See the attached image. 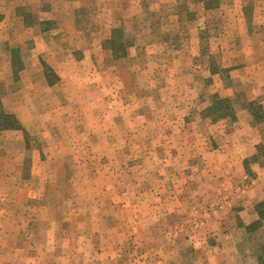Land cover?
Returning <instances> with one entry per match:
<instances>
[{"label":"rangeland","instance_id":"374dc122","mask_svg":"<svg viewBox=\"0 0 264 264\" xmlns=\"http://www.w3.org/2000/svg\"><path fill=\"white\" fill-rule=\"evenodd\" d=\"M49 4H53V9L58 11L73 10L76 19L71 25V34L63 36L61 31L57 34L60 26L56 25L58 21L54 19V14H48L51 10L46 5ZM213 4L216 7L206 11L198 0H47L40 3L38 0H0V22L8 16L10 30H13H0V86L2 98L7 105H17L23 101L19 91L24 86L20 78L24 74L21 72L23 64L19 60L22 55L34 52L30 46L34 39L30 38H35V34L23 36L21 15L25 16L26 22L37 23L40 18L47 21L45 26L52 30L48 36L57 41L60 49L57 51L66 59L57 65V70L71 76L70 81L62 82V85L57 80L55 91L46 93L45 102L58 105L53 112L55 124H59L57 128L48 125L44 113L39 114L40 109L47 108L42 106L36 107L33 113L36 121L33 127L26 129V137L24 133L20 135V144L11 143L12 140L17 141L18 135L0 133V168H7L11 163L15 169L27 167V158L32 160L37 155V149L44 150L48 158L53 154L65 156L74 152L71 159H61L58 163L48 160L42 166L46 175L42 178L36 175L31 183H27L36 187L41 183L39 178L46 181L51 190L46 202L54 200L52 190L59 189L60 185L63 194L56 200L61 201L63 208L56 210L57 215L63 214L62 217L72 220H97L101 217L109 220L123 214L126 216L129 213L122 208L123 204L134 200L133 190L137 185L143 190L136 197L141 195L146 204L157 200L165 203L167 194L163 196L162 191L164 181L156 176L157 173L154 174L156 168L151 155L156 146L151 141L152 129L148 124L155 121L156 113H146L139 118L134 114V107L137 113L138 108L147 111L149 107L164 105L166 103L163 98L170 93L172 103H181L183 98L179 94L183 92L184 96L188 88L190 92L185 103L195 112L196 128L192 140L197 145H190L188 189L187 193H183L185 208L189 207L187 211L182 215H166V210L158 211L159 221L154 225L149 223L150 216L145 215L143 219L146 221H143V226H139L145 230L144 240L135 239L136 236L131 235L125 241L122 251L116 249L117 240L106 233L107 225H95V234L91 233L93 236L87 237L88 240L77 239L68 247L61 248L67 251V255L59 260L56 258L58 264H207L209 259L206 260L208 257L202 251L210 249L207 246L211 245L212 239L207 237V243L194 240L193 236L204 231L195 230L192 213L202 203L195 198L202 194L201 186H204L206 180L204 165L198 156L213 151V145L199 142L204 141V134H208V140L213 129L209 128V121L204 124L200 122L199 113L211 104L214 94L230 97L244 108L252 97H256L254 100L261 104L264 100V0H214ZM40 12L46 14L41 15ZM115 28L124 29L126 38L132 43L127 56L119 60H114L105 48V41ZM23 41L24 44L21 43ZM10 46L13 49H9ZM195 49L197 57H193ZM7 54L10 55L9 64L5 59ZM185 57H188V63L182 64V58ZM173 59L179 63H172ZM13 62L16 65L13 66ZM215 70L218 73H213ZM169 74L174 77L167 79ZM212 75H216L215 78ZM91 85L94 86L91 88ZM167 86L171 90L165 91ZM41 88L39 84L36 87L44 95ZM61 106L62 109L57 110ZM64 106L69 112L64 113ZM39 115H42L41 120L38 119ZM134 119H142L145 123L141 135L144 144L138 146L137 139L133 137L123 139L126 134H133L132 127L121 128L122 121L133 122ZM71 122L75 128L70 126ZM103 124L104 127L107 125L105 132L110 134L109 145L103 144L100 136L92 133L101 131ZM219 124L225 125L221 122ZM95 125L101 127L93 129ZM230 128V125H226L218 130L229 132L232 130ZM262 132L264 129H259V133ZM213 134L217 135L219 142L214 148L219 147L220 152H230L231 148L227 147L229 142L225 141L223 135L217 131ZM72 136L78 142L75 151L68 144L61 143ZM262 138L263 143H260L261 147L256 150V154L260 168L264 169V133ZM22 140L30 150H24ZM108 152L114 156L111 162L106 156ZM160 153L162 151L159 150L158 155ZM135 155H138L136 161ZM156 163L159 164V161ZM31 167H34L35 172L41 169L36 165ZM53 168L60 172V180L53 176ZM129 169L136 170L137 174L128 172ZM172 179L176 181L175 177L169 178L168 183H172ZM7 182L5 178L0 179V202L18 200L22 203L23 193L9 191ZM239 185L248 184L245 182ZM123 188L126 193L129 189L127 195L118 194ZM124 197L125 202L121 201ZM10 211L4 213L1 209L0 216H7ZM149 211L150 208H146L143 214ZM133 218H130L133 224L131 227L128 222L129 232L136 231L134 227L137 224L133 223ZM80 228L84 235L87 229L93 232L90 225H81ZM41 231L42 235H38L36 242L49 249L52 243L51 239H45L47 228L43 227ZM176 236L180 242H172ZM139 241L143 244L140 247ZM263 244L264 234H254L248 248L255 252L259 247L261 250ZM70 252H74L73 255ZM43 261L44 258L41 264H44Z\"/></svg>","mask_w":264,"mask_h":264},{"label":"crops","instance_id":"0c3cea01","mask_svg":"<svg viewBox=\"0 0 264 264\" xmlns=\"http://www.w3.org/2000/svg\"><path fill=\"white\" fill-rule=\"evenodd\" d=\"M38 1L40 3L46 2L47 0ZM46 6H49L51 10L48 14H54V19L58 21L55 23L60 26L57 34L61 32L63 33V36L71 34L73 31L71 25L74 24V20L76 19V17H74L73 10L68 11L63 9L58 11L53 9V4ZM43 13L40 12L41 15ZM20 18L22 19L21 31L23 36L26 37V35H29L30 33L35 34V38H30L34 39L30 42V46L34 52L31 55L29 53L25 56L22 55L20 60V63L23 64L21 72L24 74H21L20 78L23 79L24 86L19 92L22 94L23 101L19 104L17 103V105L8 106L9 104L7 105L4 98H2L3 105L7 112L12 113L17 117L26 132V129L33 127V122L36 121L34 119L35 115H33L36 107L40 108L42 106L47 108L40 109L39 114L44 113V120L49 123L48 125L52 126V128H57V125L59 124H55L56 120L53 116V112L56 111L55 106L57 107L58 105H55L52 102H49L50 104L47 103V101L45 102V98H47L48 95L46 93L55 91V87L58 86V83H54L52 85L47 83L43 64H46L53 69L58 76L57 78L59 80V84L62 85V82H69L71 76L69 74H62L59 72V70H57V65L61 64L63 60L66 59H63L61 52L57 51L60 50L57 41H54L52 36H48L52 30L45 26L47 22L46 20L40 18L37 23H31L25 21L24 15H21ZM3 20V22H0V30L3 32H13V30H10L11 26L9 24V17L5 16ZM4 22H7V24ZM12 29L14 28L12 27ZM24 42L25 41L21 43L24 44ZM67 43H69V40ZM181 47H183V45ZM15 48H18V46H15ZM9 49H13V47L10 46ZM196 51L197 50L195 49L193 57L198 56V52ZM56 58L58 59L56 60ZM5 59H7V64H9L10 55L7 54V58L5 56ZM179 59L180 58H178V60ZM178 60L173 59L172 63H177ZM187 61L188 57H185L182 58L181 63L187 64ZM215 76L216 75H212L213 78H215ZM173 77L174 75L169 74L167 79H171ZM38 84L42 87L41 89L44 90V95L42 94V91L39 93L36 89ZM93 86L94 85H91V88ZM169 90L171 89L167 86L165 91ZM189 92L190 90H188V88L186 90L187 94L184 96H182L183 92H180L181 94H179V97L181 96L183 99L182 102L178 104L172 103L173 98L170 93L168 96L163 98L166 103L164 105L156 108L149 107L147 111L144 109L140 110L138 108L137 113L136 108L134 107V114L139 116V118L146 113H156L154 116L155 121L148 125L150 130L152 129V132L150 133L151 141L156 146L155 151L151 154L156 168L153 171L154 174L157 173V177L164 181V189L162 191L164 192L163 196L167 194L165 203L157 200L146 204V200L142 199L141 195L136 197V194H141V191L143 190L140 185H137V187L135 186V189L133 190L135 196L134 200L126 201V203L123 204L122 208L129 213L126 216L123 214L116 219L109 220L104 217L97 220H89V218H82L79 220H76L75 218L72 220L66 216L62 217L64 216L63 214H56V210L59 211L60 208H63L61 201L56 200L58 196L63 194L60 185L59 189L52 190L55 195L54 200H52V202H46L48 193L51 192L49 186L46 184V181L39 178L41 183L36 187L30 186L27 183H31L33 177L36 175L41 178L46 175L45 169L42 166L46 164L48 160H52L53 163H58L61 159H71L74 152H69V154L65 156H56L53 154V156L50 157H53V159H50L44 150L37 149V155L33 156L32 160L30 157L27 158V167L15 169L13 163L8 165L7 168L6 166L1 167L0 179L5 178L8 181L7 184L9 191L12 190L14 193H23L24 196L22 203L18 200L0 202V210L2 209V212L7 213L11 210L9 215L3 216L5 214H1L0 216V259L3 258L0 260V264H41L43 258L44 264H58L56 261L63 258L64 255H67V251L63 249L61 250V248L66 246L68 247L72 241L77 239L88 240L87 237H92L93 234H95V225H107L105 226L107 228L106 233L110 235L111 238L114 237L117 240L118 246L115 247L118 251H122L125 246V241L128 240L131 235H135V239L139 238L141 241L144 240L143 236L146 235L144 233L145 230L139 228V226H143V221H146L145 218L143 219L145 215L150 216L149 223L154 225L159 221L160 216L157 215L159 213L158 211L161 212L166 210V215H182L185 213V211L189 208H185L186 202L183 194L187 193V183L189 178V173H187V171L191 168L189 164V149L191 144L197 145V143L192 140L196 128L194 122L196 117L193 115L195 112H193L191 106H188V104L185 103ZM70 94H72V92H70ZM167 94L168 92L165 93V95ZM254 99H256V97H252L249 101H253ZM42 100H44V102H42ZM69 100L70 102L72 101L71 98ZM262 104L264 111V100L262 101ZM48 105H50L49 107L52 106V109H50ZM234 108L236 120L232 123L228 120L212 122L210 119H204L201 115H199L200 122H203L204 124L206 121H209L211 124V127L209 128L213 130L210 132L211 136H208V140L206 138L208 134H204V141L198 142L199 144L213 145V151L207 154L200 152L202 156H198V159L204 165V176L206 180L204 186H201L203 187L201 190L202 194L195 198L199 201V203H202L199 205L197 211H195L194 214L192 213V215H194L195 230H203L204 233L197 236L195 235L193 238H195L194 240L196 242L205 241L206 243L207 237L212 239L211 245L207 246V248L209 247L210 249L205 248L206 251H202L205 256L208 257L206 260L209 259L207 264H264V254L260 250V247L255 252L250 251L248 248L249 240L254 238V234H264V223H262L261 226L257 227L255 230H249V227L256 223L259 219L255 206L264 200V169L260 168L258 161H250L247 165V171L245 170L244 163L245 160H248L256 155V150L261 147L260 143H263L262 137L264 132L260 134L259 129H264V121L259 124L253 122L251 114L241 104L235 103ZM60 109H62V106L58 107L57 110L60 111ZM63 109H65L64 113L69 112L65 106ZM41 117L42 115H39L38 119L41 120ZM220 122L225 125H220ZM122 123L124 126L121 125V128L128 129V127H132L133 134H126L124 136L125 138L122 136L121 138L127 140L130 137H133L137 139V146L144 144L142 142L141 135L145 123L142 122V119H134L133 122H126L124 120ZM226 125H230V129L232 130L229 132L225 130H218L225 128ZM70 126L75 128L72 122ZM102 126L104 127L105 124ZM42 127L44 128V126ZM92 127H95L93 129H99L101 126L95 125ZM106 128L107 125L102 128L101 131H93L92 133L100 136L102 143L104 142L103 144L109 145L111 143L108 140L110 134L105 132ZM214 131H217L219 135H223L225 141L229 142L227 147L229 149L231 148L230 152H225V150H221L220 152L219 147L214 148L215 144H219L217 141V135L213 134ZM0 133H12L13 135H18L17 141L12 140L11 143L14 144L17 142L20 144V135L24 132L21 130H7ZM72 138L65 141L62 140L61 143L64 145L68 144L73 147L72 149L75 151L78 146V142L74 136H72ZM219 138L221 140L223 139L221 137ZM22 142L24 143V150H30L27 143L23 140ZM161 147H163V149ZM159 150L162 151V153L158 155ZM106 156L109 162H111L114 157L110 154V152H108ZM137 157L138 155H135L134 161H136ZM158 161L159 164L156 163ZM31 165L39 166L41 169L39 172H35L33 169L34 167H31ZM16 166L19 167L18 165ZM24 171L25 174H23ZM53 171L55 173L53 176L57 178L56 180H60V172L56 168H53L52 172ZM127 171L133 172V175L137 174L134 169H129ZM121 172L123 173L124 171ZM174 177L176 178V181L172 179V183H168L169 178ZM221 179L223 180L221 181ZM245 182L248 185H239L240 183L242 184ZM119 186L122 187L121 185ZM201 187L199 186V189ZM107 189H109V187ZM159 192L163 193L161 191ZM127 193H129V189L127 190ZM127 193L124 188L118 192L119 195H127ZM121 201L125 202V197ZM146 208H150V211L143 214V210ZM20 210H23V212ZM132 217H134L133 223L137 224V226L134 227L136 231L129 232L128 222L131 227L133 224H131L132 222L130 218ZM81 225H90L91 229H93L91 231L93 232H88L87 229V232L84 235V232L79 230L81 229ZM2 227H4V229H2ZM43 227L47 228V231H45V235H47L45 236V239L46 237L47 239H51L50 242L52 243V246L49 249L43 248L44 246L41 247V245L36 242L38 241V235H42L41 232L43 231L41 230ZM96 231L99 230L96 229ZM79 233H81L80 236ZM177 237L178 236H176L172 242H175L176 240L180 242V238L178 240ZM60 242L63 243L60 244ZM141 245L143 244L139 241L138 247ZM73 253L74 252H70L71 255H73ZM108 255L111 256L112 254ZM260 257H262V261L259 260ZM51 258L54 259L51 260ZM56 258H58V260Z\"/></svg>","mask_w":264,"mask_h":264},{"label":"trees","instance_id":"16d2710c","mask_svg":"<svg viewBox=\"0 0 264 264\" xmlns=\"http://www.w3.org/2000/svg\"><path fill=\"white\" fill-rule=\"evenodd\" d=\"M214 0H198L204 8V10L208 11L215 8V4H213ZM105 48L110 51L112 58L114 60H119L127 56V50L132 46V43L125 36L124 29L115 28L111 31L110 37L105 41ZM20 61V60H19ZM21 64V63H20ZM16 65V62H13V66ZM45 76L47 79V83L49 85L57 82L58 78L53 75L51 69L48 65L43 64ZM213 73H218V71H213ZM0 86V132L7 130H21L24 132L26 137L27 133L23 129L20 121L17 117L6 111L2 97L3 91ZM235 101L230 97H221L217 94H214L211 98V104L204 108L201 112V115L204 119L208 118L212 122H218L221 120H228L229 122H234L236 120L235 115ZM245 108L251 114L253 121L257 124L262 123L264 121V111L261 103L253 100L247 102ZM250 161L256 162L259 161L258 155H254L252 158L245 160V170L248 171V164ZM255 210L259 217L258 221L249 227V230L256 229L264 223V200L260 203L256 204ZM261 251L264 254V244L261 246ZM262 261V257L259 258Z\"/></svg>","mask_w":264,"mask_h":264}]
</instances>
